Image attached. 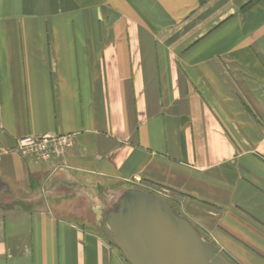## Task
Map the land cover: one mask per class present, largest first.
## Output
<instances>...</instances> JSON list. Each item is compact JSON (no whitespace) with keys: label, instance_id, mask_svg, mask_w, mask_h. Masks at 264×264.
Listing matches in <instances>:
<instances>
[{"label":"crops","instance_id":"crops-1","mask_svg":"<svg viewBox=\"0 0 264 264\" xmlns=\"http://www.w3.org/2000/svg\"><path fill=\"white\" fill-rule=\"evenodd\" d=\"M105 183L264 264V0H0V264H129L62 205Z\"/></svg>","mask_w":264,"mask_h":264},{"label":"water","instance_id":"water-1","mask_svg":"<svg viewBox=\"0 0 264 264\" xmlns=\"http://www.w3.org/2000/svg\"><path fill=\"white\" fill-rule=\"evenodd\" d=\"M102 216V233L129 264H233L158 195L127 189Z\"/></svg>","mask_w":264,"mask_h":264},{"label":"rangeland","instance_id":"rangeland-1","mask_svg":"<svg viewBox=\"0 0 264 264\" xmlns=\"http://www.w3.org/2000/svg\"><path fill=\"white\" fill-rule=\"evenodd\" d=\"M92 190L63 189V192L60 193H64L62 196L66 198H64L65 202L62 205L65 208L64 211L79 213L78 215L83 217L84 223H92L98 230H101L102 213L113 207L125 190L119 188L117 183H105V185H101V188H93ZM160 193L162 199L171 202L166 192L160 191ZM205 239L210 242L209 238L205 237Z\"/></svg>","mask_w":264,"mask_h":264},{"label":"built area","instance_id":"built-area-1","mask_svg":"<svg viewBox=\"0 0 264 264\" xmlns=\"http://www.w3.org/2000/svg\"><path fill=\"white\" fill-rule=\"evenodd\" d=\"M70 144L67 135H25L16 142L17 151L35 161H48L60 157Z\"/></svg>","mask_w":264,"mask_h":264}]
</instances>
